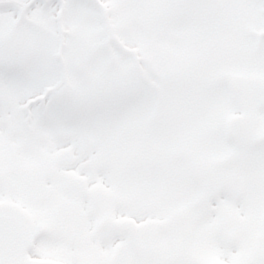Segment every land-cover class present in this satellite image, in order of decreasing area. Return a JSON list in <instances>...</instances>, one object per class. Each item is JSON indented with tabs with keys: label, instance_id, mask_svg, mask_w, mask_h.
<instances>
[{
	"label": "snow or ice",
	"instance_id": "1",
	"mask_svg": "<svg viewBox=\"0 0 264 264\" xmlns=\"http://www.w3.org/2000/svg\"><path fill=\"white\" fill-rule=\"evenodd\" d=\"M0 264H264V0H0Z\"/></svg>",
	"mask_w": 264,
	"mask_h": 264
}]
</instances>
